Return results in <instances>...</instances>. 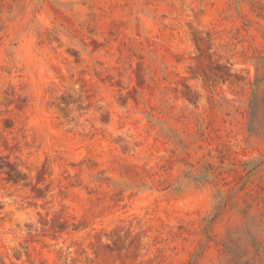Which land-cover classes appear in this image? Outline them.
I'll return each mask as SVG.
<instances>
[{
	"label": "rangeland",
	"instance_id": "1",
	"mask_svg": "<svg viewBox=\"0 0 264 264\" xmlns=\"http://www.w3.org/2000/svg\"><path fill=\"white\" fill-rule=\"evenodd\" d=\"M0 264H264V0H0Z\"/></svg>",
	"mask_w": 264,
	"mask_h": 264
}]
</instances>
